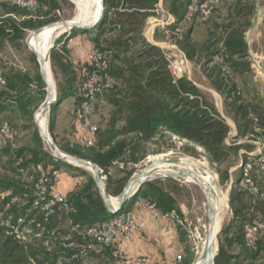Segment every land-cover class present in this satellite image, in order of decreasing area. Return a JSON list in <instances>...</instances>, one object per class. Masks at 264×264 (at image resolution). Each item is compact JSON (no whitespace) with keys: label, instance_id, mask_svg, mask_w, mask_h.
<instances>
[{"label":"trees","instance_id":"obj_1","mask_svg":"<svg viewBox=\"0 0 264 264\" xmlns=\"http://www.w3.org/2000/svg\"><path fill=\"white\" fill-rule=\"evenodd\" d=\"M11 1L0 0V80L3 82L0 84V126L6 123L15 135L13 142L0 139L5 146L0 151V168L4 169H0V264H55L58 259L70 264L74 249L57 246L47 252L42 241L23 244L8 235L1 225L6 217L29 211L41 175L50 179L61 167L69 172L75 170L83 181L67 194L72 211H58L47 220L41 215L36 217L46 230L69 234L75 226L82 231L108 217L92 174L55 159L43 145L35 115L45 101L46 87L35 55L30 53L34 66L24 70L14 69L10 65L11 57L6 60L2 57L8 47L21 52L26 32L59 21L60 0H35L39 5L35 13L21 9ZM159 3L160 0H103L104 15L100 22L91 30L75 32L90 36L92 47L107 61V81L96 95V101L109 108L107 120L104 126L97 128L91 146L68 140L61 145L54 135L59 105L71 98L75 112L83 96L82 81L77 77L66 44L50 53L57 104L51 110L49 134L61 153L89 162L101 170L110 197L117 198L133 175L132 169H121L119 165L139 164L147 156L148 147H157L162 141L167 144L163 151L173 148V138L183 142L180 150L189 156L200 155L196 147L201 148L217 165L227 162L245 147L248 150L241 155V164L245 165L251 146L226 143L230 132L228 118L236 129L235 140L252 134L264 142V98L252 85L250 47L245 37L255 16L256 0H217L209 18L202 21L205 32L198 42L192 38L198 15L189 20L185 18L190 0H162L163 9L174 18L172 30L186 22L187 29L177 40V46L221 95L225 117L204 101L187 77L173 83L161 49L145 39L147 20L154 16ZM218 55L222 56L223 63L215 61ZM27 131H32L30 142L27 147H20L18 136ZM37 167H41V171H37ZM234 173L220 171L221 185L232 177L231 219L219 235L215 264H264V231L256 237L253 248L248 249L244 243L246 226L264 224V202L261 200L264 171L253 167L245 176L240 167ZM245 179L253 183L257 193L251 192ZM7 191L20 200L19 206L6 209L11 199L3 196ZM137 196L154 205L158 212H173L182 219L175 197L162 188L160 180L147 182ZM132 206L130 202L125 208ZM177 230L184 245L178 264H192L193 251L186 241L184 243L179 226ZM72 235L79 243L94 245L89 256L95 252V247H99L89 239ZM99 248L107 253L111 264H115L112 250Z\"/></svg>","mask_w":264,"mask_h":264},{"label":"built area","instance_id":"obj_2","mask_svg":"<svg viewBox=\"0 0 264 264\" xmlns=\"http://www.w3.org/2000/svg\"><path fill=\"white\" fill-rule=\"evenodd\" d=\"M11 2L30 13H35L39 9V5L35 0H12ZM216 3L217 0H190L185 16L186 20H189L195 14L198 15L201 21L207 20ZM57 14L59 15V12H57ZM146 24L150 26L153 33L155 30H159L163 36V41L160 43L159 48L162 51L173 83L182 77L189 78V62L184 53L177 47V40L180 39V36L178 31L176 33L174 32L176 29L171 30V27L174 25V18L159 4L154 10V16L149 17ZM87 60L89 70L83 74L81 83L83 100L74 112V118L84 136L83 145L86 147L93 144L97 132V127L91 119L96 95L100 92L103 83L107 81V61L105 56L98 49L92 48L87 55ZM215 61L223 63L222 56L218 55L215 57ZM254 65H259L258 60L254 61ZM0 84H3L1 80ZM188 97L193 98L191 95H188ZM235 134L234 129L230 126V132L226 140L227 144L231 142L232 144L249 142L255 147V151L247 154L248 162L245 165L241 164L244 175L246 176L253 167L264 171L263 140L252 134L243 139L235 140ZM14 136L15 135L9 130L6 123L0 126V139L13 142ZM13 148H17V146L13 145ZM149 160H151L150 157L147 161ZM144 163L145 162L142 163V167H146ZM129 166L138 167L137 165L131 164L119 165L121 169L125 170H127ZM36 170L41 171V167H37ZM102 178L105 181L104 175H102ZM245 183L250 188L251 192L257 193L256 187L249 179H245ZM58 184L59 174L57 172H53L50 179L42 174L38 183L35 185V196L30 203V210L15 216H8L2 220L1 225L6 229L7 234L23 244H28L33 240H40L47 252L53 251L57 246L63 249H74L75 252L69 259L70 264H76V262L86 259L90 252L94 250L93 244L90 243L86 245L79 243L73 238L72 234H75L82 240L89 239L99 247L110 248L115 264H148L146 258L142 256L128 258L124 256L118 248L121 244L129 243L138 229L131 209L123 208L121 211L117 212L108 211L109 217L86 227L82 231H80L77 226L73 227L69 234L60 235L56 230L47 231L45 225L37 220L36 217L38 215H41L47 220L58 211H72L69 205V196L57 191ZM3 196L11 198L6 205V209L12 206H19L20 200L16 197H12L11 191L5 192ZM261 200L264 202V194L261 195ZM130 202H132L133 207L141 208L146 211L149 218L154 222L170 220L176 227H185L184 221L179 219L173 212L162 214L157 211L154 205L149 204L140 196L131 197L127 204ZM30 213H33V215ZM263 231V223L246 226L244 231L245 246L248 249L253 248L256 237ZM44 234H46V237ZM179 260L180 259H178L177 262H179ZM55 264H65V262L62 259H58Z\"/></svg>","mask_w":264,"mask_h":264},{"label":"rangeland","instance_id":"obj_3","mask_svg":"<svg viewBox=\"0 0 264 264\" xmlns=\"http://www.w3.org/2000/svg\"><path fill=\"white\" fill-rule=\"evenodd\" d=\"M76 1L77 0H60L61 9L59 12V21H57V22H61V21L75 22L74 18H76L78 15V10H77L76 4H75ZM83 4H85V2H83ZM87 4H85V6L87 7V11L84 12V10H83L80 21L75 22V23H78V24L82 23L85 25H90L94 22L93 21L91 23L92 12L94 9H92V7L90 5H87ZM82 9H83V7H82ZM257 10H259V11L264 10V0H256L255 14H256ZM262 25H263L262 32L264 33V22ZM184 29L185 30L187 29L185 21L178 24L177 29L176 30L173 29V30L175 33L178 31V34L181 37ZM171 30H172V27H171ZM152 31L153 30L150 28V26L146 24V27H145V30L143 33L145 39H147V38L150 39L152 34L156 33L155 35H157V37L161 41H163V36L161 35L159 30H155L154 33ZM30 32L31 31L26 32L25 40L28 37ZM204 32H205V26H204L203 22L201 20L197 19L195 22V26L193 28L192 38L198 42L202 39ZM53 33H49V35H51ZM78 34L79 33H75L73 35L77 36ZM247 34L248 33H246V35ZM54 36L55 35H53V37ZM25 40H24V48L21 50V52L16 51L15 49H11L10 47H8L6 50V54H4V55L2 54V57H4V60H6V58H8V57L9 58L11 57L10 58L11 59L10 65L14 69L24 70V69L31 68L34 66V63L30 59V53H32V52L29 50L28 46L26 45ZM34 41H35V39L32 40V38L29 40L30 48H31ZM70 41H71L70 40V34L69 35L65 34L58 41H56L55 48L53 50L58 49L64 43L66 44L67 50H69L68 47L70 46ZM257 49L260 51L264 50V43L261 42L260 44L250 46V50L254 51ZM47 50L49 51V48ZM254 58L255 59L251 60L252 81H253L252 85H253V87H255V89L259 93V91L262 89L263 85H260V83L257 82V79H255V78L258 74H261L262 71L261 70L259 71L258 67L256 65H254V61L257 60L259 57L254 56ZM36 61H37V57H36ZM188 62H189V67H190V72H191L189 77L193 78V80L203 81L202 77L204 78V76L201 74L199 67H197L193 62H190V61H188ZM49 63H50V59H49ZM261 68H262V66H261ZM48 74H49V77L51 76L50 78L53 79V75H52V71H51V63L48 64ZM80 81H81V79H80ZM204 83H207L208 87L213 90L210 83L206 79H205ZM52 84L54 85V88H55V82L54 81ZM222 100H223V98H222ZM67 108H68V106H65L63 108L64 113L67 110ZM108 109L109 108L99 104L98 101H96L94 103L93 110L91 113V119L97 128H100L106 124ZM50 115H51V113H50ZM225 116H226V113H225V109H224L223 117H225ZM50 120L51 119L49 116L48 126H49ZM227 120L230 121V119H228V118H227ZM73 132L75 133L74 128L72 126H69V124H68L67 128L57 126L56 133L54 135L56 136L59 143H61V145H65L64 142L67 141L68 137H70V134H72ZM31 136H32V131L20 133L18 136V138L20 139V142H19L20 147H27V143L30 142ZM68 141L73 142V143H78V142L74 141V139L68 140ZM172 141H173L174 146L169 151H163L164 149L167 148V144H164L165 141H162L161 144L157 147L149 146L148 151H147V156L145 157V159L142 162H140L139 164H137L138 167L129 166L128 170L132 169L133 170L132 176H134V175L138 174L142 169L145 168V167H142L143 162H145L144 164L147 166V165H150V164H153V163H156L159 161H165V160L173 161V160H180V159H190L191 161H194V162L201 164L202 167H204L205 169L209 170L211 173L216 175L215 177H217V182L219 183V186L221 188V192L226 193V196H227V210L223 214V217L221 216L222 217L221 218V230H222V228L225 227L231 219V212H230V208H229V194H230L231 187H232V177H230L229 181L226 184L221 185L220 171L228 170V173L230 175L234 171L236 173V171H238L241 167V155L245 150H248V148H245V147L242 148V150L239 153L235 154L230 160H228L227 162H223L220 165H217L215 163H212L210 161V159H208V157L205 155L204 151L201 148L196 147V150L200 155L189 156L180 150V147L182 146L183 142H181L177 139H174V138ZM241 142H242V140H241ZM230 144H232V142ZM241 144H244V143H241ZM245 144L251 146V148H250L251 152L255 151V147L252 143L245 142ZM43 145H44L45 149L49 150L48 146L46 145V143L44 141H43ZM4 147H5L4 144L0 141V151ZM149 157L151 158V160L147 161V159ZM0 169L2 171H4L3 168H0ZM85 171H87L91 174V172L89 170H85ZM74 172H76V171L74 170ZM154 180H157V179H153L151 181H154ZM158 180H160V184H161L162 188H164L167 192L172 194L177 201V204H178L180 211L182 213V220L185 223L184 228L180 227L181 232H183L182 238L184 239V243L186 241V245L192 249V251H193L192 253L194 254L192 264L193 263L195 264L198 257H199V253L201 252V249H202L201 247L205 243V238H206V235L208 232L207 197H206L205 193L203 192V190L200 189L198 185L187 182L186 178L169 177V178H158ZM111 198L115 199V197H111ZM125 207H126V205H125ZM109 216L110 215L108 212V217ZM205 227L207 229H205ZM176 229H177V227H176ZM218 239H219V236H218ZM180 241H181V239H180ZM106 254L107 253L101 251V249L99 247H95V252H93L88 258L83 260L82 264H111L112 262Z\"/></svg>","mask_w":264,"mask_h":264},{"label":"crops","instance_id":"obj_4","mask_svg":"<svg viewBox=\"0 0 264 264\" xmlns=\"http://www.w3.org/2000/svg\"><path fill=\"white\" fill-rule=\"evenodd\" d=\"M159 4L162 6V0H160ZM263 22L264 10H257L251 27L247 32L248 34L245 36L249 47L262 42ZM155 34L156 33L152 34L150 39L147 38L146 40L159 47L162 41ZM89 38L90 36L85 33H80L77 36L72 34L70 35L71 41L70 46L68 47L69 56L73 67L76 69L77 77L78 79H81V81L83 74L88 70L87 55L93 48ZM250 56L251 60L255 59L254 56L259 57L257 59L259 62L257 67L259 71H262V73L258 74L255 79H257V82H259L260 85H263L259 94L264 98V50H250ZM188 79L197 88L204 101L212 105L217 113L223 117V100L217 92L208 87L207 83H204L205 78L202 77L203 81L193 80V78L190 77ZM191 96L195 97L194 95ZM72 104V99L68 98L59 105L55 116L54 133H56L57 126L67 128L69 124V126L74 128L75 133L73 132L70 134V137H68L67 140L74 139V141L83 145L84 136L74 118V109ZM65 106H68V108L64 113L63 108ZM226 121L229 126H232L234 132L236 133L233 122H231V120L228 121L227 119ZM58 174L59 184L57 185V191L62 194H69L83 181V179L76 175V173L69 172L67 169L62 167L59 169ZM131 210L133 211V216L138 229L129 243L118 246L124 256L128 258L142 256L146 258L148 264H178V259H180L184 253V245L180 241L179 232L173 222L170 220L154 222L149 218L148 213L143 209L132 206Z\"/></svg>","mask_w":264,"mask_h":264},{"label":"water","instance_id":"obj_5","mask_svg":"<svg viewBox=\"0 0 264 264\" xmlns=\"http://www.w3.org/2000/svg\"><path fill=\"white\" fill-rule=\"evenodd\" d=\"M104 15V7H103V0H100V17L93 22L90 25H77L75 23H72L71 21H61V22H56L52 23L48 26H55V25H65L67 27V31H64L63 33L59 34L53 41L49 53L47 55V61L49 62L50 59V52L55 48L56 41H58L61 37H63L65 34H71L75 33L78 30H91L95 27V25L100 22V20L103 18ZM41 27L38 29H35L31 31L28 35V37L25 40L26 45L28 46L29 50L36 56V54L31 50L29 46V40L38 35L42 30H44L46 27ZM37 62L39 65V71L40 75L45 83L46 87V98L42 106L39 108L42 110V114L46 117V122H45V128L44 131L41 130V128L38 127L40 131V136L42 140L46 143V145L49 148L50 153L52 156L61 161L64 162L68 165H71L76 168H80L83 170H89L93 176L96 188L107 208L108 211L111 212H117L121 211L125 205L127 204L128 200L133 197L137 196L140 192V190L143 188V186L147 183L150 182L153 179H158V178H169V177H178V178H187L190 177L192 179H197L194 175H191L187 171L184 170H175L172 173L165 174V175H158L157 172L159 170V164L158 163H153L150 165H147L144 169H142L138 174L132 176L127 185L125 186L123 192L115 198V202L112 201V198L107 194L106 191V185L105 181L102 178V172L101 170L92 165L89 162L82 161L73 157H70L68 155H65L61 153L57 147L55 146L53 139L51 138L49 131H48V118L50 116L52 107L57 104V99H56V92L53 87L48 83L46 79V70H45V65L41 64L37 58ZM50 64V63H49ZM36 122V121H35ZM37 124V123H36ZM38 126V125H37ZM179 160H165V163H177ZM218 187L219 183L217 182ZM199 188L202 189L201 183L198 182ZM221 189V188H220ZM216 215H213L212 218L208 219V232L205 238V243L203 248L201 249L200 252V261L202 264H215V258L217 256L218 252V236L221 233V228L215 232V223H216ZM217 239V241H216ZM216 244V245H215Z\"/></svg>","mask_w":264,"mask_h":264},{"label":"bare ground","instance_id":"obj_6","mask_svg":"<svg viewBox=\"0 0 264 264\" xmlns=\"http://www.w3.org/2000/svg\"><path fill=\"white\" fill-rule=\"evenodd\" d=\"M83 2H85V4L88 3L87 5H90L92 9H94L92 12L91 23L93 21L95 22L100 17V0H77L75 4L78 10V15L76 18H74V21L79 22L83 10L84 12L87 11V7L85 6V4H83ZM75 24L85 25L82 23L79 24L75 23ZM64 31H67V27L65 25L48 26L44 30H42L38 35L32 37V40L35 39V41L31 46V50L36 54V57L38 58L39 62L45 65L46 79L53 88L54 85L52 83L54 80L50 78L51 76L49 77L48 74L49 62L47 61V55L49 51L47 49L48 48L50 49L54 39ZM49 33H53V34L49 35ZM53 35L55 36L53 37ZM35 120L38 127L44 131L46 117L42 114L41 109L37 111L35 115ZM156 163L159 164V170L157 172L158 175L169 174L175 170H184L190 173L191 175H194L197 178V179H192L190 177H187L186 181L196 185H198V182L201 183L202 190L207 197V218L209 219L212 218L213 215H216L217 218L215 223V232H217L221 228V218L223 217V214L227 210V196L226 193H222L221 189L218 187L217 177H215L216 175H214L209 170L202 167L201 164L191 161L190 159H180L177 163L167 164L165 163V161H159ZM112 201L115 202V199H112ZM205 229L207 228L205 227ZM203 246L201 248H203ZM195 264H202L200 261V257H198Z\"/></svg>","mask_w":264,"mask_h":264}]
</instances>
